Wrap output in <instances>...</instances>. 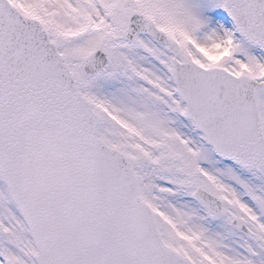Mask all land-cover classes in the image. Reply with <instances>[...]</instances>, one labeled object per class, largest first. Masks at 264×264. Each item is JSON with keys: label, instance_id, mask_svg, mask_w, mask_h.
<instances>
[{"label": "snow or ice", "instance_id": "6c2138e0", "mask_svg": "<svg viewBox=\"0 0 264 264\" xmlns=\"http://www.w3.org/2000/svg\"><path fill=\"white\" fill-rule=\"evenodd\" d=\"M0 264H264V0H0Z\"/></svg>", "mask_w": 264, "mask_h": 264}]
</instances>
